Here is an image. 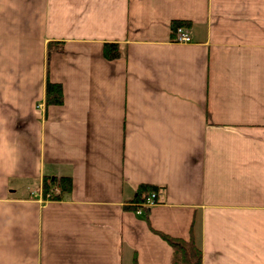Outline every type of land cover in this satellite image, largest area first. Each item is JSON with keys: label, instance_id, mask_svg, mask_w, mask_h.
Segmentation results:
<instances>
[{"label": "crops", "instance_id": "obj_1", "mask_svg": "<svg viewBox=\"0 0 264 264\" xmlns=\"http://www.w3.org/2000/svg\"><path fill=\"white\" fill-rule=\"evenodd\" d=\"M44 175L70 194L26 197ZM161 233L264 264V0H0V264H170Z\"/></svg>", "mask_w": 264, "mask_h": 264}, {"label": "trees", "instance_id": "obj_2", "mask_svg": "<svg viewBox=\"0 0 264 264\" xmlns=\"http://www.w3.org/2000/svg\"><path fill=\"white\" fill-rule=\"evenodd\" d=\"M188 20L175 19L171 21V35L178 27H188ZM63 42L50 41L46 47V71L48 73L49 57L54 52L63 51ZM124 48L117 42H105L102 47V55L107 60H115L124 55ZM64 102V93L62 84L60 82L51 81L48 76L45 81L44 87V104L46 106L62 105ZM57 189V190H56ZM72 189V179L70 176H42L32 189H29L27 194L28 198H37L38 193L43 201L47 200H61L70 194ZM164 189L162 186H158L151 183H141L135 187V193L131 200L126 202L125 208L132 211L141 209L148 217V210L144 203L146 198L150 194H154L153 200L158 201L159 192ZM161 236L171 246V259L170 264H202V250L197 238L193 235L189 239L177 238L169 236L165 233H161ZM136 264V263H135Z\"/></svg>", "mask_w": 264, "mask_h": 264}, {"label": "built area", "instance_id": "obj_3", "mask_svg": "<svg viewBox=\"0 0 264 264\" xmlns=\"http://www.w3.org/2000/svg\"><path fill=\"white\" fill-rule=\"evenodd\" d=\"M172 41L176 42V43H189L191 42V36L187 30V28L185 27H178L174 33V36L172 37ZM41 106L43 107V104L38 103L36 105V110L38 111ZM57 190V189H56ZM38 199L42 200L40 193H38ZM154 198V194H150L147 198L146 201L144 203L146 209L148 210L151 206H153L156 202L153 200ZM43 201V200H42ZM136 214H142L143 211L141 209H137L135 211Z\"/></svg>", "mask_w": 264, "mask_h": 264}]
</instances>
